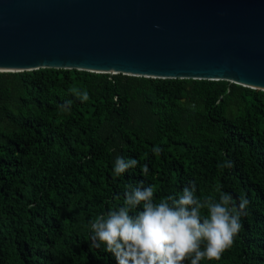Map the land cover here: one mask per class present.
Wrapping results in <instances>:
<instances>
[{"label": "trees", "instance_id": "16d2710c", "mask_svg": "<svg viewBox=\"0 0 264 264\" xmlns=\"http://www.w3.org/2000/svg\"><path fill=\"white\" fill-rule=\"evenodd\" d=\"M118 156L139 164L114 178ZM229 160L233 167H218ZM140 181L157 202L190 182L201 198L227 192L238 204L246 196L233 246L200 264H264V89L228 79L0 70V264H117L90 248V221L121 206L126 185Z\"/></svg>", "mask_w": 264, "mask_h": 264}, {"label": "water", "instance_id": "95a60500", "mask_svg": "<svg viewBox=\"0 0 264 264\" xmlns=\"http://www.w3.org/2000/svg\"><path fill=\"white\" fill-rule=\"evenodd\" d=\"M39 68L264 89V0H0V70Z\"/></svg>", "mask_w": 264, "mask_h": 264}, {"label": "clouds", "instance_id": "9594fccd", "mask_svg": "<svg viewBox=\"0 0 264 264\" xmlns=\"http://www.w3.org/2000/svg\"><path fill=\"white\" fill-rule=\"evenodd\" d=\"M73 94L87 102V91ZM72 101L60 105L62 111L71 109ZM195 109V105H190ZM159 155L163 149L153 147ZM139 161L118 156L114 164V178L127 170L136 168ZM231 168L232 161L218 164ZM147 177L149 168H141ZM219 191V189H218ZM250 201L239 197V203L230 193L220 192L218 199L212 196L199 197L195 182L185 186L179 197L168 195L155 199L154 188L126 185L121 206L97 215L90 221V248L103 249L114 255L117 264H200L202 260L219 261L230 249L242 228L241 217L248 215ZM142 205L143 210L138 206ZM133 213V214H130Z\"/></svg>", "mask_w": 264, "mask_h": 264}]
</instances>
